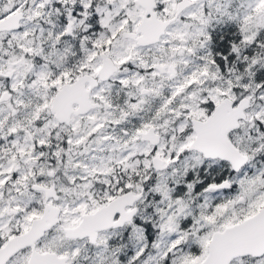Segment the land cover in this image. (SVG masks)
Segmentation results:
<instances>
[{
	"label": "snow or ice",
	"instance_id": "snow-or-ice-1",
	"mask_svg": "<svg viewBox=\"0 0 264 264\" xmlns=\"http://www.w3.org/2000/svg\"><path fill=\"white\" fill-rule=\"evenodd\" d=\"M0 264H264V0H0Z\"/></svg>",
	"mask_w": 264,
	"mask_h": 264
}]
</instances>
